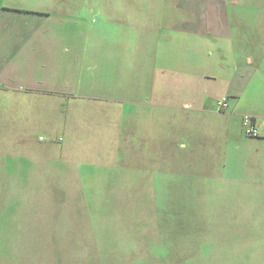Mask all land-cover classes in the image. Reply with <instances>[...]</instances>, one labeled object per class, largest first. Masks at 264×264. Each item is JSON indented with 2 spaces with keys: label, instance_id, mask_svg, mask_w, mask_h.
I'll use <instances>...</instances> for the list:
<instances>
[{
  "label": "crops",
  "instance_id": "crops-1",
  "mask_svg": "<svg viewBox=\"0 0 264 264\" xmlns=\"http://www.w3.org/2000/svg\"><path fill=\"white\" fill-rule=\"evenodd\" d=\"M74 1L0 0V237H24L30 264L35 237L67 236L50 207L68 188L108 187L121 161L141 188L181 157L212 172L199 135L242 146V114L264 122V0ZM248 139L264 203V136ZM226 234L264 264V228Z\"/></svg>",
  "mask_w": 264,
  "mask_h": 264
},
{
  "label": "rangeland",
  "instance_id": "rangeland-1",
  "mask_svg": "<svg viewBox=\"0 0 264 264\" xmlns=\"http://www.w3.org/2000/svg\"><path fill=\"white\" fill-rule=\"evenodd\" d=\"M246 137L241 146L237 136L212 142L199 135L198 152L217 146L212 172L181 157L178 172L141 188L130 179L125 185L121 161L110 169L114 179L108 187L95 182L68 188L66 205L53 199L50 207L52 214L66 213L67 236L53 230L35 237V264H221L233 258L248 264L247 253L226 249L234 240L226 234L231 229L264 228V203L253 193L258 174ZM52 194L59 197L60 190ZM30 239L33 248L34 236ZM25 246L24 237H0V264H30Z\"/></svg>",
  "mask_w": 264,
  "mask_h": 264
},
{
  "label": "built area",
  "instance_id": "built-area-1",
  "mask_svg": "<svg viewBox=\"0 0 264 264\" xmlns=\"http://www.w3.org/2000/svg\"><path fill=\"white\" fill-rule=\"evenodd\" d=\"M215 105L219 111H225L229 106V98L221 96L216 99ZM241 127L244 135L259 138L264 136V122L259 124L251 115L243 114L241 118Z\"/></svg>",
  "mask_w": 264,
  "mask_h": 264
}]
</instances>
